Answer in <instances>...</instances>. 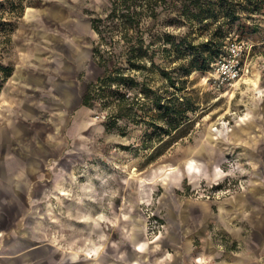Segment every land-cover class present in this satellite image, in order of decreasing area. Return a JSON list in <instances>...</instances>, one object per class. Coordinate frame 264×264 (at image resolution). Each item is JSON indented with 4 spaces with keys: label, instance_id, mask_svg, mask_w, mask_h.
I'll use <instances>...</instances> for the list:
<instances>
[{
    "label": "rangeland",
    "instance_id": "rangeland-1",
    "mask_svg": "<svg viewBox=\"0 0 264 264\" xmlns=\"http://www.w3.org/2000/svg\"><path fill=\"white\" fill-rule=\"evenodd\" d=\"M27 1L17 15L0 7V22L11 24L0 27V64L12 67L0 90V128L25 112V52H40L48 83L67 84L81 96L103 74L93 56L99 38L91 19L104 16L112 0ZM255 7L253 13L241 10L239 20L223 27L220 58L183 77L182 94L193 109L162 143L151 126L127 117L107 131L108 110L101 103L88 108V125L78 130L63 106L52 115L45 110L40 116L45 162L30 174V198L38 207L25 214L31 224L25 232L37 238L45 231L63 259L71 251L70 236L77 230L84 237L86 220L94 218L95 233L128 251L134 236L149 244L163 241L173 228L172 211L180 239L197 244L202 231L212 235L217 230L244 264H264V0ZM163 19L153 26L157 36L168 32L192 45L222 39L216 22L173 26L163 25ZM161 43L156 40L153 47ZM231 43L242 45L249 71L222 82L218 61L231 59ZM183 53L158 52L156 62L164 69L188 63L190 54ZM149 85L163 95L175 90L158 70ZM225 218L234 219L232 240L219 225Z\"/></svg>",
    "mask_w": 264,
    "mask_h": 264
},
{
    "label": "trees",
    "instance_id": "trees-1",
    "mask_svg": "<svg viewBox=\"0 0 264 264\" xmlns=\"http://www.w3.org/2000/svg\"><path fill=\"white\" fill-rule=\"evenodd\" d=\"M23 0H3L0 7H7L8 14L17 15L23 10ZM258 0H112L104 16L91 19V28L99 41L93 48V56L103 69V74L90 81L81 97L84 106L92 108L101 103L108 110L105 129L111 130L122 117L135 122H145L156 133L159 143L187 121V113L193 108L188 97L182 94L184 76L193 70L206 69L222 56L225 25L239 20L241 10L253 13ZM28 1L25 0V8ZM8 6H7V5ZM163 17V25L191 23L204 25L216 22L221 41L210 38L192 45L186 37L175 39L170 33L157 36L153 26ZM11 25L0 22L1 29ZM161 39L162 46L153 47ZM178 40V41H177ZM169 44V47L166 45ZM190 54L188 63L181 60L177 66L164 69L156 62V55ZM185 59V58H184ZM158 70L170 86L163 95L149 85L151 74ZM12 67L0 64V90L2 82L11 75Z\"/></svg>",
    "mask_w": 264,
    "mask_h": 264
},
{
    "label": "crops",
    "instance_id": "crops-1",
    "mask_svg": "<svg viewBox=\"0 0 264 264\" xmlns=\"http://www.w3.org/2000/svg\"><path fill=\"white\" fill-rule=\"evenodd\" d=\"M39 53L38 50L29 51L28 55L25 52L24 114L21 118H11L0 128V264H49L51 259L53 264H192L195 257H201L207 264H236V261L244 264L221 241L222 234L217 230L213 236L202 231L197 235V244L180 239L179 223L172 211L168 216L173 228L163 241L149 244L142 237L134 236L128 251L111 243L106 235L95 233L94 218L86 220L84 237H79L77 230L70 236L71 251L63 259L57 258V249L46 241L45 231L38 233L37 238L25 232V227L31 225L25 214L38 207L30 198V174L38 173L45 162L41 114L49 110L52 115L56 106H63L72 113L73 128L78 130L88 125L84 119L88 107L82 104V96L72 92L67 84L56 86L54 80L48 83ZM233 207L230 205L228 209ZM233 222V218H225L219 224L224 227L225 237L231 240L237 234Z\"/></svg>",
    "mask_w": 264,
    "mask_h": 264
},
{
    "label": "built area",
    "instance_id": "built-area-1",
    "mask_svg": "<svg viewBox=\"0 0 264 264\" xmlns=\"http://www.w3.org/2000/svg\"><path fill=\"white\" fill-rule=\"evenodd\" d=\"M227 53L231 57L230 60L220 59L218 61V72L221 77V81L235 80L242 75H246L249 71L247 63L242 60L243 49L242 45L237 43H231L227 48ZM262 70L264 71V62L262 64ZM192 264H207L201 257H195Z\"/></svg>",
    "mask_w": 264,
    "mask_h": 264
}]
</instances>
